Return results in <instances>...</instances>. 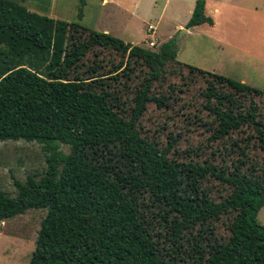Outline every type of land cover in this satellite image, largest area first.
I'll return each mask as SVG.
<instances>
[{
    "label": "trees",
    "instance_id": "trees-1",
    "mask_svg": "<svg viewBox=\"0 0 264 264\" xmlns=\"http://www.w3.org/2000/svg\"><path fill=\"white\" fill-rule=\"evenodd\" d=\"M205 1L195 0L186 29L213 24ZM152 48L0 0V141H34L46 155L39 178L15 179L14 197L0 190V221L45 210L28 264H178L187 256L180 242L193 229V264H264V225L256 218L264 165L255 159L256 151L264 156V90L179 61L173 39ZM104 50L120 57L108 72L96 61ZM138 66L126 108L121 91L129 85L116 86ZM197 84L206 116L193 118L232 156L201 168L226 191L219 199L209 189L184 195L161 183L157 167L176 144L173 135L155 152L126 143L150 103L195 107L182 93ZM97 107L99 116L112 107L122 115L105 124ZM142 191L165 210L162 245L139 209ZM217 223L226 231L218 238Z\"/></svg>",
    "mask_w": 264,
    "mask_h": 264
},
{
    "label": "rangeland",
    "instance_id": "rangeland-1",
    "mask_svg": "<svg viewBox=\"0 0 264 264\" xmlns=\"http://www.w3.org/2000/svg\"><path fill=\"white\" fill-rule=\"evenodd\" d=\"M17 1L37 14L68 22L78 21L144 47H148L145 43L149 40L147 26L152 25L157 40L152 49L173 39L177 44L179 61L264 90V0H206L204 12L212 18L213 24L204 23L186 31L185 24L191 15L188 8L195 0H108L105 5H102L104 0H84V4L83 0ZM86 59L92 63L93 54H88ZM119 59L115 52L104 50L96 61L104 66V72H108ZM141 73L142 69L138 66L131 77H122L116 86L119 89L118 86L129 85L121 91V100H127L126 108L139 84ZM198 86L182 93L185 103L195 107L180 108L178 102L173 107L158 108L150 103L126 143L141 151L155 152L165 147L168 137L173 135L177 138L176 144L157 167L161 183L176 185L184 195L195 193L196 188L209 189L213 197L219 199L226 191L218 180L203 173L201 168L208 161L219 164L224 160L229 163L232 156L225 157L223 146L211 140L205 126L193 118L195 113L202 119L206 116L205 111H200L203 99ZM111 110L112 115L99 116L103 109L97 107L95 117L106 124L122 115L114 107ZM120 148L121 144L114 145L116 157H119ZM60 149L67 152L68 146L62 144ZM45 157L41 144L37 142L0 141V190L14 197L17 193L14 180L24 183L28 176L39 178L46 168ZM255 159L264 165L261 152L256 151ZM137 201L146 218V225L154 239L162 245L168 232L162 218L165 210L153 203L148 192L139 193ZM44 215L43 209H28L23 214L0 221V264H28ZM166 216L171 217L169 213ZM256 218L264 225V205L258 210ZM196 230L193 229L180 242L187 256L184 254L185 259L178 264H193L190 258L194 250L193 241L189 239ZM225 234V227L217 223L214 236L218 238ZM201 244L203 246L204 242Z\"/></svg>",
    "mask_w": 264,
    "mask_h": 264
},
{
    "label": "built area",
    "instance_id": "built-area-1",
    "mask_svg": "<svg viewBox=\"0 0 264 264\" xmlns=\"http://www.w3.org/2000/svg\"><path fill=\"white\" fill-rule=\"evenodd\" d=\"M147 31L149 32L150 39L146 41V44L148 47H154L157 41L153 36L154 27L152 25H148Z\"/></svg>",
    "mask_w": 264,
    "mask_h": 264
},
{
    "label": "crops",
    "instance_id": "crops-1",
    "mask_svg": "<svg viewBox=\"0 0 264 264\" xmlns=\"http://www.w3.org/2000/svg\"><path fill=\"white\" fill-rule=\"evenodd\" d=\"M105 2H103L102 3V5H105V4H107L108 3V0H104ZM191 2H193V0H191ZM194 3H195V1H194ZM193 3V4H194ZM193 4H191V6H189V8H188V14H191V12H192V10H193V7H194V5ZM148 27V26H147ZM181 28V27H180ZM187 29L185 28V31H186ZM105 32V31H104ZM155 35V27H154V32H153V36ZM148 37H149V39H150V36H149V33H148ZM147 41V40H146ZM146 43V42H145Z\"/></svg>",
    "mask_w": 264,
    "mask_h": 264
}]
</instances>
